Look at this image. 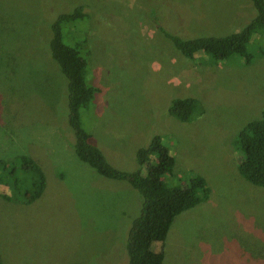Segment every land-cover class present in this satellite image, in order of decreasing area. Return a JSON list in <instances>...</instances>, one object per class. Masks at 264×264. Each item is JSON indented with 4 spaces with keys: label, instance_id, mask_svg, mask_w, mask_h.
<instances>
[{
    "label": "rangeland",
    "instance_id": "1",
    "mask_svg": "<svg viewBox=\"0 0 264 264\" xmlns=\"http://www.w3.org/2000/svg\"><path fill=\"white\" fill-rule=\"evenodd\" d=\"M77 6L83 18L61 30L64 43L79 45L86 82L99 91L78 112L89 142L112 168L131 172L136 150L158 136L173 158L165 182L194 175L208 189L205 201L173 219L160 264H264V189L238 175L235 142L246 122L264 115V28L249 37L248 63L237 55L187 59L162 34L238 32L255 15L250 0H0L2 264L127 263L141 198L73 153L65 79L47 49L55 17ZM183 98L199 110L179 122L167 109ZM24 157L44 175L30 203Z\"/></svg>",
    "mask_w": 264,
    "mask_h": 264
},
{
    "label": "trees",
    "instance_id": "2",
    "mask_svg": "<svg viewBox=\"0 0 264 264\" xmlns=\"http://www.w3.org/2000/svg\"><path fill=\"white\" fill-rule=\"evenodd\" d=\"M254 17L238 32L224 36H201L183 39L175 34L162 32L164 38L183 57L192 59L197 53L208 57L210 63L226 60L231 55L251 60L246 44L251 33L264 28V0H250ZM81 6L58 14L49 26L47 42L49 57L58 65L65 79L67 123L73 133L72 150L75 156L98 175L127 182L141 198L138 215L131 221L125 243L126 264H160L161 246L173 219L180 213L207 199L204 181L191 175L183 184L168 185L164 176L173 166V158L162 148L160 138L153 136L148 144L135 152L137 169L123 172L112 168L101 152L93 146L90 136L80 125L79 110L92 102L98 89L86 82V61L79 45L68 46L63 42L62 26L83 18ZM65 37L67 36L64 32ZM82 48V47H81ZM198 105L193 98L172 100L167 113L179 122L188 121ZM246 122L236 136V146L241 158L236 166L238 175L254 187L264 189V119ZM26 173L30 175L29 188L24 191V203L36 200L44 188V175L30 159L24 157ZM145 167L146 174L140 173ZM13 188V187H12ZM7 199V198H6ZM155 244V245H154ZM0 264H2L0 260Z\"/></svg>",
    "mask_w": 264,
    "mask_h": 264
}]
</instances>
